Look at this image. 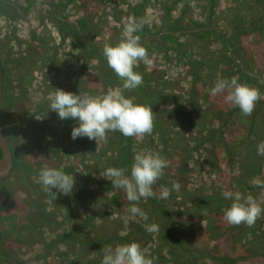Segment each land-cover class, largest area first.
I'll list each match as a JSON object with an SVG mask.
<instances>
[{"label":"rangeland","instance_id":"obj_1","mask_svg":"<svg viewBox=\"0 0 264 264\" xmlns=\"http://www.w3.org/2000/svg\"><path fill=\"white\" fill-rule=\"evenodd\" d=\"M89 2L92 10L86 4L84 11L83 0H78L75 10L63 11L60 0H0V119L13 160L10 175L0 180L5 192L0 264H88L92 247L82 242L119 238L134 225L144 230L152 223L162 225L155 212L144 221L130 214V206L107 208L110 194L102 195L94 186L96 179L109 181L101 174L117 164L100 157L106 141L73 140L70 120L61 121L48 107L55 88L68 91L78 78L95 96L93 78L101 84L106 68L95 58L86 66L85 58L90 52L100 58L103 47L118 43L125 25L140 17H151L136 35L153 62L135 67L143 76L137 89L124 90L117 78L108 90L120 89L137 103L144 97L142 104L152 107L153 133L134 138L133 154L150 149L168 159L170 165L158 180L163 181L160 191L171 189L173 181L182 185L169 198H159L170 231L184 247L202 251L196 264H264V215L252 227L229 225L223 213L232 201L222 196L225 190L240 191L264 207V188L251 183L253 178L264 181V156L257 154L264 141V0ZM184 3L182 14L188 20L172 26L170 35L163 33L164 18L178 22ZM167 5L171 15L163 10ZM83 16L90 22L87 33L77 25ZM182 30L185 37L175 36ZM81 37L91 44H80ZM232 77L262 94L250 116L225 104L222 96L209 94L218 79ZM74 124L78 126L76 120ZM45 165L74 176L71 194L55 197L42 190L38 172ZM142 206L145 211L144 202ZM93 213H106V218L91 219ZM149 234L154 240L141 246L147 254L158 244L155 233ZM116 242L109 246L124 244ZM158 252L172 260L166 245Z\"/></svg>","mask_w":264,"mask_h":264},{"label":"clouds","instance_id":"obj_2","mask_svg":"<svg viewBox=\"0 0 264 264\" xmlns=\"http://www.w3.org/2000/svg\"><path fill=\"white\" fill-rule=\"evenodd\" d=\"M151 23V17L131 19L124 27L118 43L106 44L103 56L117 77L123 82V89L133 91L143 83V76L134 68L139 62L151 65L148 50L142 45L139 35L143 27ZM49 96V110L57 113L63 121L73 119L78 122L71 131L73 140L87 137L99 141L107 139L109 132H119L126 138H142L151 135L154 130V113L152 107L135 102L134 97H126L120 89H109L105 94L93 96L87 92L75 94L55 88ZM212 97L222 96L225 104L239 108L244 116H250L258 101L262 99L259 89L238 82L237 77L218 79L209 90ZM50 139V138H49ZM257 154L264 156V141L257 145ZM170 162L158 151L145 149L137 152L132 160L130 170L125 167H108L101 174L110 180L112 187L125 193L130 205L129 212L139 216L144 221L148 215L139 207L141 200L157 198L154 186L164 176V171ZM38 182L42 190L54 195L62 193L69 195L73 191L75 178L67 174L63 168L45 165L38 172ZM255 187L264 188V181L253 178ZM181 183L173 181L171 189L164 187L159 197L167 199L172 191L179 192ZM53 189L56 192H53ZM222 196L231 200L230 207L223 213V219L232 226L244 224L252 227L264 215V207L251 194L244 195L240 191L225 190ZM149 233H157L159 226L155 223L146 226ZM101 264H155L157 257H150L146 249L137 242L105 246L101 250Z\"/></svg>","mask_w":264,"mask_h":264},{"label":"trees","instance_id":"obj_3","mask_svg":"<svg viewBox=\"0 0 264 264\" xmlns=\"http://www.w3.org/2000/svg\"><path fill=\"white\" fill-rule=\"evenodd\" d=\"M79 29L82 31L81 26H79ZM94 58L98 61H100V60L103 61V64L105 65V68H106L104 77L101 79L102 80L101 84L99 83V78H96V77L93 78L94 82H95V85H94L95 89L94 90L96 91L94 93V95L97 96V95L105 94L108 91L109 86H111L116 81V79L118 77L113 72V70L110 67H108L106 58L103 56V52H102V55L100 56V58L93 56L92 53L90 52L89 56L87 58H85V65L87 66L90 63V60L94 59ZM0 68H1V63H0ZM134 71H137L136 68H134ZM91 79H92V77H91ZM82 81L83 80L78 78L75 81V84L69 88L68 92H72L75 94H78L80 92H86L85 88L83 89ZM142 98H143V100H141L140 104H142V102L145 99L144 97H142ZM144 105H146V104H144ZM68 120H70L69 124L71 125V128H70L69 132L71 135L72 128L76 125L74 124L75 120H73V119H68ZM0 121H1V119H0ZM133 140H134V138H126L121 133H119L118 131L117 132H109L107 134V139L105 140L106 141L105 146L99 148L100 157L106 158V156H109L110 159L117 162V164L115 163L116 165H113V167H125V168H129V170H130L131 163H132V160L134 157ZM83 144H84V142H83ZM82 147H83V145H82ZM110 151H112V154H110ZM84 156H85V152H83L81 150L80 151V159H83ZM109 167H112V166H109ZM95 168H97V165H95ZM95 179H96V177H95ZM96 180H98V181L94 182L95 188L102 189V195H104L106 192H108L110 194L108 196V198L106 199L107 208H110L111 210L116 211L122 207H129L130 206L126 200L125 193L123 192V190L116 189V188L112 187V183L110 180L107 182H105L104 180L101 181L99 179H96ZM162 184H163V181L161 180V181H157V184L154 186V191H156V193H157V198H149L146 201L141 200L139 203V207L142 208L143 207L142 202H144V206L146 207L145 212L147 213V215H151L153 212H155L157 214V217H159V219L162 221V225H159V231L157 233H155V235H154L158 241L157 247L149 248L148 249L149 250L148 255L150 257H157L158 258L156 260L155 264H196L194 259L197 257L200 258L203 254L202 251H199V249L194 250V247H184L183 244L177 240L178 235L175 232L173 233L172 231H170V229H171L169 226L170 223L168 222V220L164 216L166 211H164V208L160 204L161 201L158 198V196H159L158 194L160 192V186ZM93 204H94V207L97 208V204H100V203L98 201H96L95 203L93 202ZM90 218L103 220L106 218V213H104V215H98L97 213H93V215H91ZM133 224H135V223H133ZM83 227H84V225L81 226V228H83ZM130 228H131V231L128 234L123 235L119 238H118V236H113L112 238H109L108 240L103 241L102 239H100V240L95 241L94 243L87 242V241L82 242L81 243L82 246L89 245V243H90V245L92 247L93 256L91 254H89V255H91L89 257H92V259L90 260V262L88 264H101V260H102L101 250L103 249V247L111 245L112 242L117 241L116 243L123 242L124 244L131 243V242H137L142 246L145 243L151 244L152 240H154L152 238V235H150L146 230L142 229L140 226L134 225ZM82 236L83 235H81V237ZM176 240L178 241L176 243L178 250L174 251V249L172 247V243L175 242ZM162 244L166 245L168 251L170 252V256L172 257L171 261H167V259L165 257H163L162 255H159L160 253L158 252V250ZM71 252H74V250L72 249ZM189 254H191V255H189ZM74 255L77 258H78V256H80V254H77V255L74 254ZM81 255H83V252H81ZM53 262L54 261L52 260V261H50L49 264H66L65 262H60V263H58V262L53 263ZM75 264H79V262H75ZM82 264H87V263H82Z\"/></svg>","mask_w":264,"mask_h":264},{"label":"crops","instance_id":"obj_4","mask_svg":"<svg viewBox=\"0 0 264 264\" xmlns=\"http://www.w3.org/2000/svg\"><path fill=\"white\" fill-rule=\"evenodd\" d=\"M60 1H62V4H61V8L63 9V11H72V9H74L73 8V6H75V5H77L78 4V0H60ZM63 1H65V3H63ZM86 4H89L90 5V9L92 10V7H91V2H89V0H83V6H81L83 9H84V11L86 10L87 11V5ZM185 4V3H184ZM188 4H185V6L183 7V9L181 10V13H180V15L178 16V18H177V20H178V22L177 21H170L169 19H165L164 18V22H162V23H164L165 24V26H164V28L165 29H167V30H165L164 31V29H163V33H165V34H171V33H173V32H170V29H171V27L172 26H174V27H176V26H180L181 24H182V22L181 21H183L184 23H185V21H187L188 19H185L184 18V15L182 14V12H186V6H187ZM93 6V5H92ZM72 8V9H71ZM135 9H138L139 8V6H135L134 7ZM71 9V10H70ZM75 10V9H74ZM163 10H168L169 11V8H168V5H167V7H163ZM74 12H76V11H74ZM169 13V15H171V12L169 11L168 12ZM183 18V19H182ZM77 25H79V26H81V29H82V31H84V33L86 32H88V28H89V26H90V22L88 21V19H86V17L85 16H83V18L81 17L80 19H78L77 18ZM78 26V27H79ZM121 35V34H120ZM63 36H65V37H72V35H71V33H70V35L69 34H67V33H65ZM175 36H177V37H179V38H183V37H185L186 36V30H182V31H180L179 33H177V35L175 34ZM64 38V37H63ZM79 38V37H78ZM175 37H173V39H174ZM81 43L80 44H82L83 46H88V45H90L91 43H90V41L89 40H85V39H83L82 37H81ZM109 44H111V45H114V43H112V42H110L109 41Z\"/></svg>","mask_w":264,"mask_h":264},{"label":"water","instance_id":"obj_5","mask_svg":"<svg viewBox=\"0 0 264 264\" xmlns=\"http://www.w3.org/2000/svg\"><path fill=\"white\" fill-rule=\"evenodd\" d=\"M0 110H1V68H0ZM12 156L0 121V180L7 178L12 170ZM5 201V192L0 187V207Z\"/></svg>","mask_w":264,"mask_h":264},{"label":"flooded vegetation","instance_id":"obj_6","mask_svg":"<svg viewBox=\"0 0 264 264\" xmlns=\"http://www.w3.org/2000/svg\"><path fill=\"white\" fill-rule=\"evenodd\" d=\"M12 162H13V160H12Z\"/></svg>","mask_w":264,"mask_h":264}]
</instances>
